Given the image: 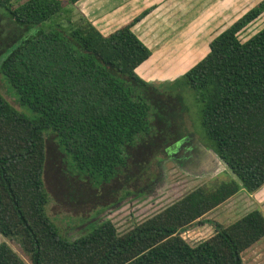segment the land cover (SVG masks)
Segmentation results:
<instances>
[{
    "label": "trees",
    "instance_id": "trees-1",
    "mask_svg": "<svg viewBox=\"0 0 264 264\" xmlns=\"http://www.w3.org/2000/svg\"><path fill=\"white\" fill-rule=\"evenodd\" d=\"M78 1L0 0V22L15 27L0 77L20 108L0 94V236L14 239L28 264H243L241 253L264 237L257 210L224 227L206 222L214 233L195 245L178 236L240 190L264 184V26L238 38L264 13V0L217 33L180 77L159 85L134 73L150 55L131 30L146 11L102 35L85 18L57 22ZM183 91L199 105V142L232 178L188 191L123 234L102 221L63 238L45 212L46 137L65 171L89 190L127 182L137 177L128 170L132 154H153L180 138L170 132ZM130 195L123 189L119 200ZM0 264L24 261L1 242Z\"/></svg>",
    "mask_w": 264,
    "mask_h": 264
},
{
    "label": "rangeland",
    "instance_id": "rangeland-1",
    "mask_svg": "<svg viewBox=\"0 0 264 264\" xmlns=\"http://www.w3.org/2000/svg\"><path fill=\"white\" fill-rule=\"evenodd\" d=\"M153 1V3L150 2L147 6H144L143 9L142 7L138 9H142L139 14L144 11L146 12L140 16V19H138L135 24L145 19L144 22L147 27H154L153 19L155 17L157 21L162 20V16L157 15V9L158 6H162L166 0ZM190 1L192 0H189V2ZM211 1L213 7L218 10L219 0ZM257 1L258 0L250 1L245 6L243 2L236 3L228 0V14L224 16L226 18H223L222 22L215 21L213 20L214 18L208 21L202 17L193 19V16H191L186 18L181 14L177 18H174L171 23H176L174 27L175 32H180L182 29L186 30V32L180 33L178 44L182 46L183 43H186L188 33L193 35V30L188 26L190 22L195 21L193 27H197L196 31L201 32V36L209 35L210 38L208 39L211 40L217 35V31L232 22L238 14L240 16L250 9ZM180 3H182V0ZM199 5L200 1L197 0L195 2V6H197L196 11ZM84 12L87 15L85 9L81 7L78 8L75 4L68 14L60 13L57 22L63 26L68 23L77 25L81 18H85L83 15ZM147 16L150 17L146 19ZM144 22L141 24L143 25ZM4 24H6L4 21L0 22V61L6 52L7 46L5 44L8 40L7 38L15 37V32L13 33L15 27ZM263 26L264 13L239 33V40L241 42L245 41ZM22 31L23 30L20 32ZM204 45L205 43L198 41L196 49H203ZM186 48L187 46L184 48L181 47V51H186ZM189 66L190 65L187 63L173 64V62L170 65H165L163 63L153 65L155 72L149 75L152 80L146 82L154 85L169 83L180 77ZM158 72L159 74L164 72V75H162V77L156 76ZM0 94L11 106L20 111V108L14 101L13 94L1 77ZM181 98L182 104L175 103L173 107L179 111L176 121L179 125L174 123L175 128H172L170 132L172 137L174 134L180 137L178 141L168 143L163 149H159L157 152L156 148H154L155 151L153 154L151 152L149 153L148 150H145L143 153H138V155L132 154L131 151L132 157L128 160V170L137 177L135 179L130 178L127 182L123 181L122 177H119L109 184L104 185L103 189L100 190H89L83 183L78 182L75 177H71L65 171V166L62 163L63 157L56 150L52 141L46 137L45 165L42 173L43 188L48 197L45 212L63 238L71 241L86 233L92 223L98 224L102 221H109L114 227L117 235L123 234L133 225L160 211L188 191L198 186H210L232 178L228 171H218L219 173L216 176L212 175L201 181H197L187 175L186 168L191 170L195 169L198 164H202L205 161L207 162L213 157L199 142V139L202 137V130L198 122L199 105L195 103L189 92L183 91ZM23 112L25 115H28L27 111L23 110ZM181 138L183 139L182 141L180 140ZM182 142H186V146L191 144L194 148V152H196V154L193 153V156L189 153L190 157L183 161V164L186 166L185 169L178 168L172 160L166 158V154H173L172 148L180 145ZM190 148L191 147H187V150ZM204 149H206V151ZM201 157L202 162H200ZM215 166L217 169L220 168L216 163ZM123 189L124 191L131 192L133 195L119 200ZM238 204L239 201L236 199L228 201L223 207L211 213L209 218L212 219L213 217L216 219L215 222L221 226H227L247 211L246 208L242 210L238 208ZM212 234L213 229L209 224H193L181 233L178 239L184 240L189 245H195ZM1 242L6 243L19 257H21L24 264H28L26 255L14 239L0 236V243ZM241 260L243 264H264V237L244 250L241 253Z\"/></svg>",
    "mask_w": 264,
    "mask_h": 264
},
{
    "label": "crops",
    "instance_id": "crops-1",
    "mask_svg": "<svg viewBox=\"0 0 264 264\" xmlns=\"http://www.w3.org/2000/svg\"><path fill=\"white\" fill-rule=\"evenodd\" d=\"M180 1L181 0H170V1L166 0L162 4V6L161 5L158 6L157 15L162 16L161 18L162 20L157 21L155 17L153 19L154 27H147L145 25L146 23L144 22L145 19H143L139 23H137L139 25L134 24V26L131 28L132 32L137 37V39L150 52L149 57L134 69L135 74L140 79H143L145 81L152 80L149 77V75L155 72L153 65H159L160 63H163L165 65L166 64L170 65L172 62L173 64L187 63L190 65L188 68H190L198 60H200L207 52V44L210 41V39L208 38H210V36L209 35L201 36L200 35L201 32L196 31L197 27L196 26L193 27L195 21H192L188 24L189 28L193 30V35L191 33H188L186 43L185 44L183 43L182 46L178 44L180 33L186 32V30L182 29V31L180 32L178 31L175 32L174 27L176 23L171 24L174 18H177L182 14V16L186 18H189L191 16H193L192 17L193 19L202 17L205 18L206 21L210 20L211 18H214L213 20L222 22L223 18H226L224 16H227L228 14V6H229L227 2L228 0H219L218 10L215 9V7H213V3L211 0H199L200 5L198 6V10H197L198 12L196 11L197 6H195V2L197 0H192L190 2L189 0L186 1L182 0V3H180ZM230 1L236 3L243 2V4L246 6L250 1H255V0H230ZM150 2L153 3L154 1L153 0H80L76 3V6L78 8L81 7L85 9L87 12V15L85 14V12L83 14L85 19L89 21L102 35H106L112 32L113 30L118 29L119 27L125 25L130 20L135 18L137 15H139L143 7L150 4ZM140 7H142V9L138 10ZM238 16L239 14L235 17V19ZM149 17L150 16H147L146 19ZM142 22H144L143 25L141 24ZM227 25H225V27ZM224 28L220 29L216 33H219ZM198 41L201 43H205L203 49H196ZM185 46H187L186 51L182 52L181 47L184 48ZM162 75H164V72H162L161 74H159L158 72V75L156 76L162 77ZM212 157L213 158H211V160H208L207 162L205 161L202 164L200 163L201 165L198 164V166L195 169L192 170L189 169L188 171H186L187 175L190 176L191 178H194L197 181H201L202 179H207L212 175L216 176L221 171L226 172L227 170L224 167V165L216 157L214 156ZM200 160L199 161L202 162V157L200 158ZM215 163L218 166H220V168L218 167L219 169L216 168ZM233 199L239 201L238 208H241V210L244 208L247 209V211L244 212L243 215H245L246 213L252 210H257L264 217V184H263L259 189H257L256 191L250 194L240 190L235 195L231 196L226 201L216 206L206 214H204L200 218L202 223L199 225L209 224L206 222H215L216 220L215 218L213 217L212 219L209 218L210 214L217 211L220 207H223V205H225L226 202L232 201ZM243 215L239 216L238 218L242 217Z\"/></svg>",
    "mask_w": 264,
    "mask_h": 264
},
{
    "label": "flooded vegetation",
    "instance_id": "flooded-vegetation-1",
    "mask_svg": "<svg viewBox=\"0 0 264 264\" xmlns=\"http://www.w3.org/2000/svg\"><path fill=\"white\" fill-rule=\"evenodd\" d=\"M187 147H191V148L187 150ZM192 148L193 147L191 146V144L186 146V142H182L180 143V145H177L174 148H172L173 154L168 153L167 156H169V159L172 160V162H174L178 168L185 169L186 166L183 164V161H185V159L190 157V154L191 156H193V153L196 154V152H194V148L193 149ZM185 170L188 171L189 169L186 168Z\"/></svg>",
    "mask_w": 264,
    "mask_h": 264
},
{
    "label": "water",
    "instance_id": "water-1",
    "mask_svg": "<svg viewBox=\"0 0 264 264\" xmlns=\"http://www.w3.org/2000/svg\"><path fill=\"white\" fill-rule=\"evenodd\" d=\"M205 151H206V149H204ZM207 151L212 155V156H214V157H216L215 155H214V153L211 151V150H209V149H207ZM217 158V157H216ZM225 167V166H224Z\"/></svg>",
    "mask_w": 264,
    "mask_h": 264
}]
</instances>
